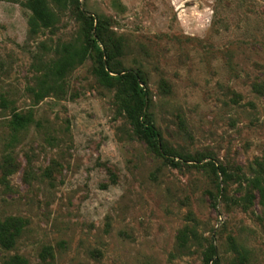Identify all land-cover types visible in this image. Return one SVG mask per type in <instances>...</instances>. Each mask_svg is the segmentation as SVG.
Instances as JSON below:
<instances>
[{"label":"rangeland","instance_id":"rangeland-1","mask_svg":"<svg viewBox=\"0 0 264 264\" xmlns=\"http://www.w3.org/2000/svg\"><path fill=\"white\" fill-rule=\"evenodd\" d=\"M45 1L35 33L0 0V221L23 227L0 264H264V0ZM108 38L136 91L103 83ZM65 46L86 57L59 76Z\"/></svg>","mask_w":264,"mask_h":264},{"label":"trees","instance_id":"trees-1","mask_svg":"<svg viewBox=\"0 0 264 264\" xmlns=\"http://www.w3.org/2000/svg\"><path fill=\"white\" fill-rule=\"evenodd\" d=\"M28 7L32 11V15L29 19V24L33 32H38L44 28L53 27L55 24V16L50 10L45 0H28ZM98 33V31H97ZM98 37V36H97ZM101 44L104 46V69H103V83L110 86L112 84V76L110 73L116 74V79L119 84L125 89L127 85H130L134 91L139 87L140 77L133 70H118L113 67V62L121 52V47L111 39H101ZM67 55L58 62L55 66L56 73L59 76H63L65 71L74 66L75 63L81 62L86 57V51L83 50H71L69 47H64ZM125 71V73H123ZM258 92L264 91V86L257 84L254 86ZM124 89L122 94L124 95ZM139 101L136 104H132L129 98H122V109L126 112L128 117L132 120L134 127L142 133L151 145H155L159 152L165 157H169L171 154L166 150L161 132L157 129L153 122L151 113L149 112L148 103V91L139 92ZM13 125L17 129L25 127V118L19 113H15ZM212 169L217 174L219 171L223 172L221 165L217 166L214 162L210 163ZM259 191L262 193V199L264 197V189L260 186L259 180L253 181ZM264 200H262L263 203ZM23 230L21 220L5 219L0 221V243L6 248H10L14 245L16 238L21 234ZM212 255L215 254V247L211 246ZM212 259V258H210ZM21 264H25L22 260H19Z\"/></svg>","mask_w":264,"mask_h":264}]
</instances>
